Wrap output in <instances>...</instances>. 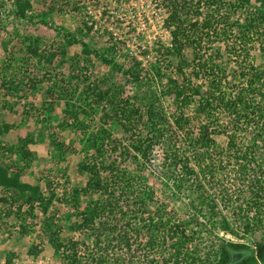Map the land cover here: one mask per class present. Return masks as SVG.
<instances>
[{"label":"rangeland","instance_id":"rangeland-1","mask_svg":"<svg viewBox=\"0 0 264 264\" xmlns=\"http://www.w3.org/2000/svg\"><path fill=\"white\" fill-rule=\"evenodd\" d=\"M30 1L32 8L27 18L23 19L7 14L13 0H0V127L2 129V125H9L8 130L0 134V144L16 145L19 138L27 135L35 139V142L27 146L33 158L22 180L38 185L40 195L46 196L50 188L54 191L56 200L50 204L46 215L57 219V225L69 226L75 219L72 217L66 220L67 211L74 215L89 199L98 197L97 194L92 197L80 194L79 202L76 203L72 198V190L82 187L89 177L82 169V163L88 157L96 158L98 154L94 150L90 135L99 127H106L110 129V136L104 142L108 147L113 139L117 152L107 153L102 160L107 157L113 160L115 155L121 156V165L130 173L136 172L143 176L145 185L152 190L153 198L147 203L149 215L156 216L159 205L161 209L158 211L171 216L175 221L188 219L194 210L190 209L185 191L177 190L173 180L182 179L186 183L202 180L205 188L199 197L192 195L193 203L198 204L204 197L211 207L214 206L215 210L220 211V217H226L232 226L239 225V216L233 213L232 205H235L236 199L245 201L250 194L246 191L232 194L230 192L234 188L230 187V192L224 197L232 196V199L221 201L223 194L219 193L217 179L231 178L229 162H219L215 157L212 166L220 169L214 173V179L208 173L205 181L204 175L197 168L184 177L172 169H166L167 160L161 152L162 143L149 147L146 157L141 154L144 145L148 143V120L145 116L148 101L152 99L156 109L159 105L167 117L174 110L173 95L162 94L169 79L185 85L186 93L199 84L200 94L208 91L204 75L194 74L196 66L193 64V51L190 46L182 49L183 58L191 63L182 71L176 68L179 56L163 53L164 47L170 46L171 41L169 28L164 24L168 15V0ZM200 10L205 12V6H201ZM25 37L39 38V49L43 55L56 54L53 62L47 63L44 58L39 60L35 56L26 55L22 43ZM234 37L232 34L227 41L220 39L213 42H208L206 37V41L202 43L209 46L206 55L211 56L214 63L221 67L222 86L226 91H235L243 83L241 71L244 66L263 64L255 40L252 45L242 49L234 44L237 43L234 42ZM74 38L79 41H72ZM81 41L87 44L89 52H83ZM217 49L219 53L215 54ZM96 51L106 53L108 58L112 57L117 66L104 63ZM75 75H80V78H74ZM84 76H88L90 82L97 80L99 91L109 89L110 94L116 95L117 100H128L130 105L138 108L133 113L129 130H125L117 118L111 119V116L104 115L114 114V108L107 106V96L104 99L93 96V100L89 97L86 101H83L84 98L77 101V94L83 89L80 79ZM29 78L33 80L30 82ZM58 93L63 94V97L59 98ZM197 98V95L194 96V99ZM94 99L100 100L88 106ZM67 101L78 102L76 105L87 111L85 115H80L84 131L76 127L77 124L72 122L68 114H63ZM46 106L53 108L50 110L49 121L45 120L47 112L43 108ZM193 107L194 104L187 107L185 113L190 114ZM226 123L225 115L219 114L213 125ZM166 140L175 142L177 146L186 143L179 135H172L170 138L168 136ZM216 142L225 145L226 134L218 136ZM0 162L11 163L12 166L16 164L18 167L22 165L19 157L14 154L0 153ZM189 164L194 167L191 160ZM14 169V166L11 167L10 173ZM8 195V191L0 187V196L7 198ZM0 203V215H3L0 218V264H63L49 244L47 234L41 231L45 216L38 206L30 212L24 206L20 217H17L15 204L6 201ZM198 222L199 219H193L187 226L188 234L196 231L198 233L196 239L182 250L181 255L195 246L203 256L207 252L211 253L220 238L245 242L251 246L255 241L264 239V225L255 235L241 233L235 237L225 234L220 228L210 232L208 225L200 227ZM60 234L67 239L86 241L88 244L92 242L88 232L66 228ZM31 245L39 247L40 252L37 255L29 253ZM115 251L117 252L112 256L113 261L119 257L123 264L132 259H136V264H150V257L153 255V252L145 254L143 250ZM165 253L168 254V251H157V255ZM8 259L10 262H7Z\"/></svg>","mask_w":264,"mask_h":264},{"label":"trees","instance_id":"trees-1","mask_svg":"<svg viewBox=\"0 0 264 264\" xmlns=\"http://www.w3.org/2000/svg\"><path fill=\"white\" fill-rule=\"evenodd\" d=\"M166 6L168 15L164 19V24L169 28L171 41L170 46L164 47L163 53L179 56L176 68L182 71L191 64L183 58L182 49L190 46L193 51V64L196 66L194 74L204 75L208 83V91L200 94L199 84L195 85L191 92L186 93L185 85L169 79L162 94L173 95L174 110L167 117L166 112L159 105L156 109L152 99L148 101L145 110L148 120L146 123L148 143L144 145L141 154L142 157H146L149 147L155 146V143H162L161 152L163 158L167 160L166 169H172L184 177L192 174L197 168L204 175L205 181L208 173L209 176H213L211 179H214V173L220 169L212 166L215 157L219 162H229L231 178L217 179L219 193L223 194L221 201L232 199V196L224 197L230 192V187L234 188L233 192H230L232 194L236 191L241 192L240 194L245 191L250 194L245 201L236 199L235 205H232L233 213L239 216V225L232 226L226 217H220V211L215 210L214 206L211 207L204 197L198 204L193 203L192 195L199 197L205 188L202 180L191 183H186L182 179L173 180L177 190L185 191L190 209L194 210L188 219L175 221L171 216L158 211L161 209L159 205H157V215H149L147 203L153 198L152 190L145 185L143 176L136 172L130 173L124 165H121V156L115 155L113 160L108 157L102 160L107 153L117 152V145L113 139L108 147L104 142L110 136V129L106 127H99L90 135L94 150L98 154L96 158L88 157L82 163V169L89 174V177L82 187L72 190V198L76 203L79 202L81 195L92 197L93 194H97L98 197L89 199L74 215L67 211L66 220L72 217L75 219L73 223H69V226L57 225V219L46 215L50 204L56 200L54 191L50 188L46 196L40 195L38 185L22 180L33 158L27 146L35 142V139L27 135L19 138L16 145L0 144L2 155H17L22 162L20 167L13 165L15 169L11 173L10 168L13 167L11 163L0 162V186L9 193L7 198L0 196V201L15 204L17 217H20L24 206L27 207L28 212L38 206L45 216L41 231L47 234L49 244L63 264H116L115 262L123 264L119 257L113 261L112 256L117 252L115 250L132 252L143 250L145 254L153 252L150 264H199L201 261L202 264L264 262V239L255 241L251 246L245 242L220 238L217 247L211 253L207 252L203 256L195 246L181 255L188 243L196 239L198 231L189 234L186 232L187 226L193 219H199L200 227L208 225L210 232L220 228L225 234H232L235 237L240 236L241 233L255 235L264 225V0H168ZM201 6H205V12L200 10ZM31 8L30 0H13L7 14L24 19L27 18ZM232 34L235 36L234 42H237L234 44L242 49L249 44L252 45L255 40L263 64L244 66L241 71L243 83L235 91H226L222 86V69L214 63L211 56L206 55L209 46L206 47L202 43L206 41V37L208 42L220 39L227 41ZM71 40L79 41L76 38ZM22 43L28 56H35L39 60L44 58L47 63L55 59V53L50 55L41 53L37 37H25ZM81 43L83 52H89L87 44L83 41ZM95 53L99 54V58L104 63L111 64L112 67L117 66L113 58H108L106 53L99 51ZM217 53H219L218 49L215 50V54ZM74 78H80V75L79 77L75 75ZM29 80L31 82L33 79L29 78ZM80 81L83 89L78 92L77 101L79 102L80 98L86 101L89 97L93 100V96L101 99L107 96L108 98L105 99L107 106L114 108V114L104 115L111 116V119L117 118L122 122L121 126L129 130L133 113L137 112L138 108L133 107V104L130 105L128 100H117L116 95L110 94L109 89L99 91L97 80L90 82L88 76H84ZM32 85L34 86L35 83ZM50 91L52 92L51 89ZM196 95L198 98L194 99ZM57 96L61 98L63 94L58 93ZM94 100L87 105L90 106L100 99ZM78 102L67 101L63 114H68L72 122L77 124L76 127L84 131V123L80 115H85L87 111L81 108L82 106H77ZM192 104H194L193 111L186 114V108ZM43 109L47 112L45 120L49 121L50 110L53 108L46 106ZM219 114L225 115L226 125H213ZM8 128V124L2 125L0 134L6 132ZM223 134H226L225 145H219L216 138ZM172 135H179L186 143L177 146L175 142L167 141L168 136L170 138ZM125 152L126 147L124 154ZM190 160L194 163V167L189 164ZM66 228L88 232L92 242L88 244L86 241L61 237L60 232ZM148 232L149 235H145ZM36 246L31 245L30 254L37 255L40 252L39 247ZM159 250L168 251V254L157 255ZM7 262H10V259ZM126 264H136V259L130 262L127 260Z\"/></svg>","mask_w":264,"mask_h":264},{"label":"crops","instance_id":"crops-1","mask_svg":"<svg viewBox=\"0 0 264 264\" xmlns=\"http://www.w3.org/2000/svg\"><path fill=\"white\" fill-rule=\"evenodd\" d=\"M0 187H2V186H0ZM1 205H2V203H0V208H2ZM2 216H3V215H0V218H3ZM0 220H1V219H0ZM4 220H6V219L4 218Z\"/></svg>","mask_w":264,"mask_h":264}]
</instances>
